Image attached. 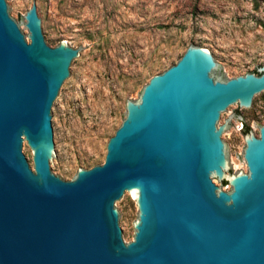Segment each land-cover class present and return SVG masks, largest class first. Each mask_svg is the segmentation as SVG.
Wrapping results in <instances>:
<instances>
[{
  "label": "water",
  "instance_id": "95a60500",
  "mask_svg": "<svg viewBox=\"0 0 264 264\" xmlns=\"http://www.w3.org/2000/svg\"><path fill=\"white\" fill-rule=\"evenodd\" d=\"M15 1L0 0V264H264V124L244 134L246 173L229 176L237 124L222 134L264 97V65L220 80L217 57L189 46L126 102L103 163L64 181L55 112L87 52L50 47L41 11L15 22Z\"/></svg>",
  "mask_w": 264,
  "mask_h": 264
},
{
  "label": "rangeland",
  "instance_id": "374dc122",
  "mask_svg": "<svg viewBox=\"0 0 264 264\" xmlns=\"http://www.w3.org/2000/svg\"><path fill=\"white\" fill-rule=\"evenodd\" d=\"M32 4L41 11L50 47L64 42L87 52L55 112L60 163L54 172L64 181L103 163L126 102L137 101L150 78L175 65L189 46L217 57L220 80L264 65V0H16L14 21L25 24ZM230 115L222 133L237 124L224 139L232 148L229 176L247 172L243 130L258 137L264 97L254 111L238 107L223 124ZM27 152L32 168L29 147ZM118 208L128 244L138 218L135 197Z\"/></svg>",
  "mask_w": 264,
  "mask_h": 264
},
{
  "label": "trees",
  "instance_id": "16d2710c",
  "mask_svg": "<svg viewBox=\"0 0 264 264\" xmlns=\"http://www.w3.org/2000/svg\"><path fill=\"white\" fill-rule=\"evenodd\" d=\"M254 73H255V74H258V73L256 72V70L254 71ZM246 130H247V129H244V130H243V133H246Z\"/></svg>",
  "mask_w": 264,
  "mask_h": 264
},
{
  "label": "bare ground",
  "instance_id": "6f19581e",
  "mask_svg": "<svg viewBox=\"0 0 264 264\" xmlns=\"http://www.w3.org/2000/svg\"><path fill=\"white\" fill-rule=\"evenodd\" d=\"M135 197V196H134Z\"/></svg>",
  "mask_w": 264,
  "mask_h": 264
}]
</instances>
